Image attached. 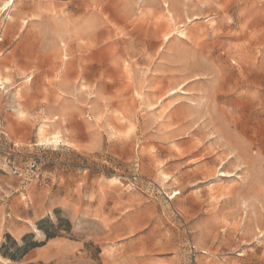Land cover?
Returning <instances> with one entry per match:
<instances>
[{"label": "rangeland", "instance_id": "obj_1", "mask_svg": "<svg viewBox=\"0 0 264 264\" xmlns=\"http://www.w3.org/2000/svg\"><path fill=\"white\" fill-rule=\"evenodd\" d=\"M3 19L0 264H264V0Z\"/></svg>", "mask_w": 264, "mask_h": 264}, {"label": "bare ground", "instance_id": "obj_2", "mask_svg": "<svg viewBox=\"0 0 264 264\" xmlns=\"http://www.w3.org/2000/svg\"><path fill=\"white\" fill-rule=\"evenodd\" d=\"M3 77L2 76H0V88H4L5 87V83H7L8 82V80L5 78V79H2ZM20 110V109H19ZM21 111V110H20ZM44 131V129L42 128V127H40V129H39V133H42ZM54 138L56 139V140H58V136L57 135H55L54 136Z\"/></svg>", "mask_w": 264, "mask_h": 264}, {"label": "snow or ice", "instance_id": "obj_3", "mask_svg": "<svg viewBox=\"0 0 264 264\" xmlns=\"http://www.w3.org/2000/svg\"><path fill=\"white\" fill-rule=\"evenodd\" d=\"M9 2H10V0H9ZM165 39H167V37H165ZM25 227L28 228L29 231H32V230L39 231V226L35 225L33 222H32V225L25 224Z\"/></svg>", "mask_w": 264, "mask_h": 264}, {"label": "crops", "instance_id": "obj_4", "mask_svg": "<svg viewBox=\"0 0 264 264\" xmlns=\"http://www.w3.org/2000/svg\"><path fill=\"white\" fill-rule=\"evenodd\" d=\"M10 4H12V3H10ZM7 17V16H6ZM6 22H7V19L5 20V19H3V20H0V23H3V27H2V38H1V40H0V42L2 41V39H3V35H4V32H5V26H6Z\"/></svg>", "mask_w": 264, "mask_h": 264}, {"label": "built area", "instance_id": "obj_5", "mask_svg": "<svg viewBox=\"0 0 264 264\" xmlns=\"http://www.w3.org/2000/svg\"><path fill=\"white\" fill-rule=\"evenodd\" d=\"M2 27H3V23H0V40H1V38H2V36H1V35H2ZM34 166H35V165L32 164V165H31V168H34ZM14 172H15V171H14ZM37 177H39V176H37Z\"/></svg>", "mask_w": 264, "mask_h": 264}, {"label": "trees", "instance_id": "obj_6", "mask_svg": "<svg viewBox=\"0 0 264 264\" xmlns=\"http://www.w3.org/2000/svg\"><path fill=\"white\" fill-rule=\"evenodd\" d=\"M35 246H36V244H34V243L31 245V247H35Z\"/></svg>", "mask_w": 264, "mask_h": 264}]
</instances>
